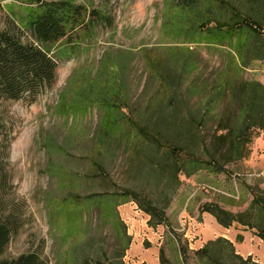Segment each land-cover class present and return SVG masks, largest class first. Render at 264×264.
<instances>
[{"label":"rangeland","instance_id":"obj_1","mask_svg":"<svg viewBox=\"0 0 264 264\" xmlns=\"http://www.w3.org/2000/svg\"><path fill=\"white\" fill-rule=\"evenodd\" d=\"M74 1L100 10L107 19L95 22L92 33L67 50L61 49L63 41L52 48L57 62L56 81L34 101L0 100V159L5 172L0 217L11 213L18 222L1 258L34 251L46 264H68L70 253L89 264L95 257H112L117 249L112 229L96 212L87 214L81 226L88 239H94L92 249L87 244L73 249V240L63 236L64 218L57 212L61 204L70 209L77 206L74 199L69 200L73 193L81 196L110 187L106 182L93 184L87 178L92 173L89 157L100 116L96 104L88 105V101L112 99L120 89L134 109L144 108L149 96L158 90L151 73L164 71L165 57L174 47L182 48L191 62V71L178 77L176 88L180 91L194 79L212 84L221 75L236 76L227 46L198 44L181 34L190 18L174 0ZM0 5V30H14L23 41H34L28 29L18 27L16 18L26 3L0 0ZM183 47L190 48V52ZM114 66L118 69L115 74L110 70ZM238 77L264 85V60L251 61ZM73 103L80 104L79 111L70 110ZM216 125V119L207 121L204 136H210ZM116 157L108 162L112 179L120 186L139 184L129 172L127 153L119 150ZM180 181L166 208L167 222L163 225L148 226L145 214L134 202L117 206L131 238L122 256L124 264H160V249L168 264H199L195 256L199 244L225 237L221 233L243 254H251L252 261L264 264V242L251 231L240 226L225 228L210 214L203 217L199 211L201 204L210 201L241 211L252 198L250 189L264 188V131L257 132L246 159L229 162L217 173L199 170L188 177L181 175ZM183 219L195 227V238L190 243L176 231ZM132 221L139 224L138 234L131 228ZM181 245L188 246L182 250Z\"/></svg>","mask_w":264,"mask_h":264},{"label":"trees","instance_id":"obj_2","mask_svg":"<svg viewBox=\"0 0 264 264\" xmlns=\"http://www.w3.org/2000/svg\"><path fill=\"white\" fill-rule=\"evenodd\" d=\"M23 1L26 5L20 7L16 17L18 27L28 29L34 41H23L14 30H0V100L34 101L56 81L57 62L52 48L63 41L61 49L67 50L79 38L90 35L95 22L107 19L100 10L74 0ZM174 1L190 18L181 34L198 44L227 46L236 76L221 75L212 84L194 79L180 91L176 88L178 77L191 71V62L182 48L174 47L165 57L164 71L151 73L158 90L149 96L144 108L134 109L120 89L112 99L87 102L96 104L100 111L89 157L92 173L87 178L93 184L106 182L110 187L81 196L73 193L69 200L74 199L77 206L70 209L61 204L57 212L64 218L63 236L73 240V249L83 244L92 249L94 239H88L87 231L81 229L87 214L96 212L102 223L112 229L117 247L113 256L95 257L89 264H124L122 256L131 238L118 205L134 202L147 216L148 226L165 224L166 208L180 185L181 175L188 177L199 170L217 173L229 162L246 159L257 132L264 131V85L238 77L251 61L264 60V0ZM183 48L190 52V48ZM110 70L115 74L118 69L114 66ZM194 97L196 101L191 104ZM79 109L78 103L70 105L73 112ZM216 110L219 112L215 114ZM214 119L217 125L205 137L203 128ZM1 137L0 121V141ZM119 150L127 153L129 172L139 184L120 186L112 179L108 162L117 159ZM4 176L0 159V191L5 187ZM250 191L252 198L241 211L228 210L212 201L201 204L199 211L210 214L225 228L240 226L249 230L264 242V188ZM17 229L13 214L0 217V264H46L34 251L1 258ZM187 246L181 245V249ZM195 256L199 264H262L252 261L251 254L236 252L233 242L222 236L206 241L195 250ZM159 261L168 264L162 249ZM67 263L87 261L69 253Z\"/></svg>","mask_w":264,"mask_h":264},{"label":"built area","instance_id":"obj_3","mask_svg":"<svg viewBox=\"0 0 264 264\" xmlns=\"http://www.w3.org/2000/svg\"><path fill=\"white\" fill-rule=\"evenodd\" d=\"M194 229H195L194 225H191L188 221L183 219L182 221L179 222V227L176 229V231L181 232L183 238L188 243H190L195 238V234L193 233Z\"/></svg>","mask_w":264,"mask_h":264},{"label":"crops","instance_id":"obj_4","mask_svg":"<svg viewBox=\"0 0 264 264\" xmlns=\"http://www.w3.org/2000/svg\"><path fill=\"white\" fill-rule=\"evenodd\" d=\"M135 208H136V206H135ZM137 211H138V209H137ZM204 215H205V213L203 214V217H204ZM144 221H147V216L145 215V218H144ZM131 228L134 230V232H135V234H138V232H139V224H138V222L136 221V222H131ZM136 229H138V230H136ZM220 235H223V236H225V237H227L228 238V236H226V235H224V233H221ZM230 241H232L230 238H228ZM260 240V239H259ZM234 244V243H233ZM202 244H199V246H201ZM235 246V245H234ZM236 248V247H235ZM237 249V248H236ZM237 252L239 253V254H241V255H243V256H247V255H245V254H243V252H241L239 249H237Z\"/></svg>","mask_w":264,"mask_h":264}]
</instances>
